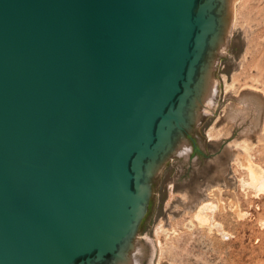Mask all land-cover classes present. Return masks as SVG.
I'll use <instances>...</instances> for the list:
<instances>
[{"label":"water","instance_id":"1","mask_svg":"<svg viewBox=\"0 0 264 264\" xmlns=\"http://www.w3.org/2000/svg\"><path fill=\"white\" fill-rule=\"evenodd\" d=\"M238 0H0V264H146L160 179L195 190Z\"/></svg>","mask_w":264,"mask_h":264},{"label":"rangeland","instance_id":"2","mask_svg":"<svg viewBox=\"0 0 264 264\" xmlns=\"http://www.w3.org/2000/svg\"><path fill=\"white\" fill-rule=\"evenodd\" d=\"M241 33L243 60L220 74L224 101L203 131L218 163L195 190L160 179L146 264H264V0H238L231 41Z\"/></svg>","mask_w":264,"mask_h":264},{"label":"bare ground","instance_id":"3","mask_svg":"<svg viewBox=\"0 0 264 264\" xmlns=\"http://www.w3.org/2000/svg\"><path fill=\"white\" fill-rule=\"evenodd\" d=\"M252 175H253V177H255V173L252 172ZM259 182H260V188L259 189H263L264 190V178L260 179ZM209 208H213L211 203H207V204H204L202 206V210L199 211V214H198V218L201 219V221L207 222L211 218L210 217V213L208 212Z\"/></svg>","mask_w":264,"mask_h":264}]
</instances>
